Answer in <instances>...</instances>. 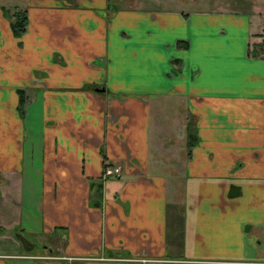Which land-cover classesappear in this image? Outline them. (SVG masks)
Instances as JSON below:
<instances>
[{
  "label": "crops",
  "instance_id": "0c3cea01",
  "mask_svg": "<svg viewBox=\"0 0 264 264\" xmlns=\"http://www.w3.org/2000/svg\"><path fill=\"white\" fill-rule=\"evenodd\" d=\"M118 1L0 0V264H264V0Z\"/></svg>",
  "mask_w": 264,
  "mask_h": 264
},
{
  "label": "trees",
  "instance_id": "16d2710c",
  "mask_svg": "<svg viewBox=\"0 0 264 264\" xmlns=\"http://www.w3.org/2000/svg\"><path fill=\"white\" fill-rule=\"evenodd\" d=\"M26 20L27 17L24 10H17L12 13L11 27L15 35H20L24 31ZM187 138L188 145H191L196 139L195 133L187 131Z\"/></svg>",
  "mask_w": 264,
  "mask_h": 264
},
{
  "label": "rangeland",
  "instance_id": "374dc122",
  "mask_svg": "<svg viewBox=\"0 0 264 264\" xmlns=\"http://www.w3.org/2000/svg\"><path fill=\"white\" fill-rule=\"evenodd\" d=\"M128 2H130L129 0H122V1H118L117 2V4H122V5H125V4H127ZM189 115L187 114V118H188V122H187V131H189V132H194V130H193V121L188 117ZM182 130V129H181ZM176 131L178 132V129H176ZM183 131V130H182ZM182 131H180V129H179V132L182 134ZM176 132V133H177ZM175 135V134H174ZM177 136L178 135H176V138H177ZM175 142V141H174ZM178 142V141H177ZM186 144L188 145V138L186 139ZM189 146V145H188ZM186 149H187V146H186ZM184 154H185V150L182 152V154L179 156V161L180 162H182V160H183V157H184ZM174 175L176 174L178 177H179V172H172ZM177 195L179 194V195H181V191H180V188H178L177 187ZM178 195V196H179ZM8 237H10L9 239H14L15 238V236H14V238H13V236L12 235H8ZM24 239V240H26L25 238L26 237H24V236H21V237H16V239L18 240V241H20V239ZM27 238H30V237H28L27 236ZM35 238V237H34ZM38 238V241L40 242V243H42V242H46V241H48V239L47 238H45L44 236H40V237H37ZM17 240L15 241L14 240V242H17ZM23 241V240H22ZM40 245V244H39ZM37 246V248L39 247V248H41L42 246Z\"/></svg>",
  "mask_w": 264,
  "mask_h": 264
},
{
  "label": "built area",
  "instance_id": "2783aa9c",
  "mask_svg": "<svg viewBox=\"0 0 264 264\" xmlns=\"http://www.w3.org/2000/svg\"><path fill=\"white\" fill-rule=\"evenodd\" d=\"M120 172V167L117 165L106 164L102 170V174L104 177H108L111 175H116Z\"/></svg>",
  "mask_w": 264,
  "mask_h": 264
}]
</instances>
